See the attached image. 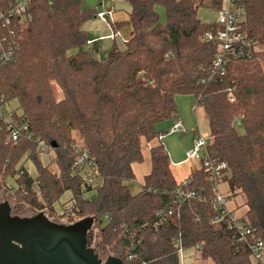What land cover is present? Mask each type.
<instances>
[{
    "label": "trees",
    "instance_id": "1",
    "mask_svg": "<svg viewBox=\"0 0 264 264\" xmlns=\"http://www.w3.org/2000/svg\"><path fill=\"white\" fill-rule=\"evenodd\" d=\"M11 1L0 0V11ZM82 1L33 0L30 19L10 23L8 40L18 49L12 62L0 63V98L6 106L17 101L11 119L28 134L11 141L0 123V177L14 178L10 195L44 212L70 190L72 205L57 217L68 223L93 217L92 226L122 264H181L179 253L189 247L215 264H264L251 257L250 234L243 240L226 222L210 223L215 195L202 160L184 185L175 181L155 129L177 118L175 95L195 97L207 121L208 155L226 164L222 180L231 196H245L246 212L235 221L264 245V50L230 60L219 73L211 67L217 42L203 37L216 25L202 22L197 9L216 10L223 0H127L126 21L111 26L127 24L129 38L122 50L96 60L81 47L88 41L84 23L98 14ZM236 2L244 9L241 30L264 46V0ZM156 6L165 11L164 25ZM72 48L78 50L67 54ZM141 137L159 142L150 147L151 169L135 192L132 164L142 159ZM36 140L52 149L56 172L38 162ZM83 151L85 178L83 165H76ZM25 155L35 163L34 177L20 164ZM96 179L95 196L83 199ZM178 186L192 195L177 198ZM161 210L171 213L159 218Z\"/></svg>",
    "mask_w": 264,
    "mask_h": 264
},
{
    "label": "rangeland",
    "instance_id": "2",
    "mask_svg": "<svg viewBox=\"0 0 264 264\" xmlns=\"http://www.w3.org/2000/svg\"><path fill=\"white\" fill-rule=\"evenodd\" d=\"M98 0H83V6L94 9L95 11L103 9L102 6L98 5ZM105 2V0H104ZM225 0L222 1V6H225ZM107 4L103 6L106 7ZM109 7V6H108ZM159 14V21L164 25L166 23L165 11L161 6L155 7ZM129 11V4L125 0H114V16L111 14L107 15V18L94 17L86 21L83 25V28L86 32L88 41L84 43L81 49L91 52L98 60L105 59L111 48L116 46L117 50H122L124 47L123 37L128 38L129 36V27L127 24H123L116 35L114 42L107 35L111 33L107 19L112 22L115 20L124 19L126 17V12ZM197 17L202 22L214 21L216 17V10L200 6L197 9ZM95 38V39H94ZM90 39V40H89ZM94 39V40H91ZM114 43V45H113ZM97 47V50L93 48ZM78 48H72L67 51V54L74 53ZM54 93L56 96H59V90L56 86H53ZM177 115L175 119H167L161 121L155 125L157 132L162 133L160 142L162 143L167 154L170 156L172 154L175 161H181L174 163L173 174L175 176V181L179 183L186 177V172L191 166L193 168H198L201 166V160L205 157L204 149H200L196 156L192 158L191 161L184 159L186 151L193 149L196 144V138L199 135V127L203 133L208 135L207 121L204 113L200 111H195V97L190 94H178L174 97ZM17 101L12 100L8 104L9 109L16 108ZM152 141H158L159 137H155L151 140H146L144 137H141L139 140L140 151L142 159L140 162H134V179H136L139 185L143 183V175L150 172V147ZM26 155L21 160L20 164L23 165L24 169L32 177L36 175V166L32 159L25 158ZM53 152L50 151L49 154H40L38 156V162L41 166H47L51 172L57 171L56 164L52 161ZM87 165H83V170L80 171L82 177H86V171H88ZM135 181V180H134ZM100 183L99 179H96L93 183V186L89 190H84L82 193V198L90 200L95 196V185ZM15 186L14 178L11 176L0 177V201L6 200L9 202L12 208V213L19 216H30L33 215L36 211L21 203L17 199L13 198L10 195V190ZM226 184L224 182L218 184L217 189L220 194L225 196ZM231 200V199H230ZM233 201V200H232ZM226 206H230L232 203L228 200L225 201ZM72 205V193L70 190H65L58 200H56L52 205V210H45L44 213L49 215V219L60 222L68 223L66 217H57L58 214H61L64 209L69 208ZM241 212V211H240ZM239 214L238 210L235 212ZM94 228V226H92ZM91 247L94 248L98 257L104 260L108 255H110V249L102 241L100 234L96 228L93 229V238ZM196 250L193 247L185 248L180 251V261L181 264H196L194 262V256ZM112 255V254H111ZM262 261H264V255L262 256Z\"/></svg>",
    "mask_w": 264,
    "mask_h": 264
},
{
    "label": "built area",
    "instance_id": "3",
    "mask_svg": "<svg viewBox=\"0 0 264 264\" xmlns=\"http://www.w3.org/2000/svg\"><path fill=\"white\" fill-rule=\"evenodd\" d=\"M33 0H12L5 11H0V63L6 64L14 60L15 53L18 49V45L8 40L9 26L12 20H18V23H23L30 19L29 4ZM225 6H221L216 9V17L214 23L216 25L215 32H205L203 37L206 41H216L217 51L212 59L211 67L214 71L224 73L225 68L230 60L250 58L255 54L264 50V46L252 37L246 36L241 30L240 24L243 19L244 9L239 5L236 0H225ZM99 13V16H102ZM206 80H202L205 82ZM227 99L233 101V95L230 88L226 89ZM195 111L202 112L201 106L195 103ZM12 110L9 109L2 98H0V123L5 124L8 128V138L11 141H16L19 136L23 135L28 137L25 132L27 127L25 124L17 122L11 119ZM209 138L208 135L202 132L199 127V135L196 138V144L193 149L186 152L187 158H193L196 153L202 148L205 151V157L202 159V164L208 173V181L214 192V199L212 201L213 208L216 214L211 219L210 223L219 225L226 222L229 227H234L243 240H246L245 235L250 234V239L253 242L249 245L251 257L264 263L262 256L264 255V245L261 241L254 239V234L249 229L243 228L239 222L235 221L236 216L231 214L225 207V196L218 192L217 186L222 183L224 172L226 171V164L224 162H217L214 158H211L206 150V142ZM37 157L40 154H49L52 149L46 145L42 140H36ZM87 153L81 152L77 157L76 165H88ZM87 182H91L90 177L87 178ZM186 180L181 182L184 185ZM176 197L181 198L183 196L189 197L192 195L190 192H184L181 186H178L175 190ZM171 213L170 210L158 211L156 215L162 218Z\"/></svg>",
    "mask_w": 264,
    "mask_h": 264
},
{
    "label": "water",
    "instance_id": "4",
    "mask_svg": "<svg viewBox=\"0 0 264 264\" xmlns=\"http://www.w3.org/2000/svg\"><path fill=\"white\" fill-rule=\"evenodd\" d=\"M93 222L87 216L60 223L43 211L19 216L8 201H0V264H122L111 254L102 260L87 245Z\"/></svg>",
    "mask_w": 264,
    "mask_h": 264
},
{
    "label": "crops",
    "instance_id": "5",
    "mask_svg": "<svg viewBox=\"0 0 264 264\" xmlns=\"http://www.w3.org/2000/svg\"><path fill=\"white\" fill-rule=\"evenodd\" d=\"M125 1H127V0H125ZM98 2V5L99 6H102L103 7V9H99V10H97V16L98 17H101V18H107V15L108 14H111L112 16H114V0H105V2H104V0H98L97 1ZM128 2V1H127ZM108 3V6L106 5V7H104L103 5L104 4H107ZM129 4V3H128ZM130 4H129V11H130ZM129 11H127L126 12V17L124 18V19H120V20H115V21H112V22H110L108 19H107V23L109 24V27H110V29H111V33H109L107 36L109 37V38H111L112 39V41L114 42V39H115V37H116V35L118 34V32H120V30L119 29H117V30H114L113 28H112V26H111V23H115V22H124V21H126V19H127V17H128V12ZM99 13H102L103 15L102 16H99ZM129 27V26H128ZM129 30H130V28H129ZM129 36H130V32H129ZM129 36H128V38H129ZM127 38V39H128ZM95 39V38H94ZM94 39H91V40H94ZM126 38H124L123 37V42H125L126 40H127ZM90 40V39H89ZM113 45H114V43H113ZM111 49H116V46H113ZM93 50H97V47H95V48H93ZM89 54H90V56L91 57H93L94 59H96V57L95 56H97V55H92V53L91 52H88ZM96 60H98V59H96ZM203 112V111H202ZM201 112V113H202ZM177 117H178V115H177ZM161 141V140H160ZM158 143V141H152L150 144H151V146H153V145H156ZM187 152V151H186ZM167 153V152H166ZM168 155V154H167ZM168 158H169V161H170V169H171V172H172V174H173V167H174V163H177L178 164V162H181V161H175L174 159H173V156H172V154H170V156L168 155ZM184 159L185 160H187V161H191L192 160V158H187L186 157V153H185V157H184ZM133 168H134V163L132 164V170H133ZM193 169V167H189L188 168V170H187V172H186V177L188 176V174H189V172L191 171ZM133 174H134V172H133ZM148 174V173H147ZM147 174H145V175H147ZM145 175H143V177L145 176ZM142 177V178H143ZM173 177H174V179H175V176H174V174H173ZM186 177H184L183 178V180L186 178ZM135 180V181H134ZM225 183V182H224ZM132 184H133V191H138L139 189H140V186L141 185H139V183H137V181H136V179H133V181H132ZM226 184V183H225ZM226 189H225V197H227V199H225V201L226 200H228V202L229 201H231L232 203L230 204V206H226V202H225V207H226V209L227 210H229L230 212H232L233 213V215H235L236 217H241V216H243L244 214H245V212H246V206H245V196L242 194V193H239V192H236L234 195H232L231 196V193H230V191H229V189H228V186H227V184H226ZM231 199V200H230ZM233 200V201H232ZM238 210V212H239V214H236L235 212ZM241 211V212H240ZM195 250H196V254H195V256H194V262L196 263V264H215L214 262H213V260L212 259H210V258H206V259H204V258H202L201 257V253H200V251H198L196 248H195Z\"/></svg>",
    "mask_w": 264,
    "mask_h": 264
}]
</instances>
